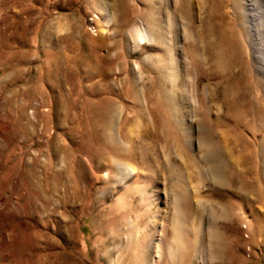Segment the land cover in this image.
Instances as JSON below:
<instances>
[{"label":"rangeland","instance_id":"obj_1","mask_svg":"<svg viewBox=\"0 0 264 264\" xmlns=\"http://www.w3.org/2000/svg\"><path fill=\"white\" fill-rule=\"evenodd\" d=\"M155 261L264 264V0H0V264Z\"/></svg>","mask_w":264,"mask_h":264},{"label":"bare ground","instance_id":"obj_2","mask_svg":"<svg viewBox=\"0 0 264 264\" xmlns=\"http://www.w3.org/2000/svg\"><path fill=\"white\" fill-rule=\"evenodd\" d=\"M139 35V34H138ZM138 38H139V40H142L143 38H144V36H142V35H139L138 36ZM237 43V42H236ZM238 49V48H237ZM235 52V51H234ZM239 54V53H238ZM114 127V126H113ZM112 128V127H111ZM201 148H203V146L205 147V148H203L202 150H204V149H206V151H204L205 152V154H206V158H213V160H214V158L215 159H217V160H215V161H218L217 163H215V164H217L218 165V163L219 164H223L224 163V161H222V159L219 161V159H218V157H217V151H218V149H217V146H216V144L215 143H212V142H205V141H203V143L201 144ZM219 146V145H218ZM215 164H213L212 166L210 165V172H211V175H212V180H213V182L214 183H216V184H225V179H224V177H222V174L221 175H219L218 174V170H220V169H218V168H216V166L217 165H215ZM226 164V163H225ZM219 167V166H218ZM116 170H117V172L115 171V173H116V175H113V176H116L117 177V179L119 180V181H121V182H125L127 179H129L130 177H131V175H135V170H134V166L130 163V162H128V161H124V160H122V161H118L117 163H116ZM220 172V171H219ZM115 178V177H114ZM211 179V178H210ZM118 183V182H117ZM136 183V182H135ZM138 183V182H137ZM137 185V184H136ZM245 185V184H244ZM31 186V185H30ZM129 186V185H128ZM134 186H135V184H134ZM127 187V189L125 190L126 192L125 193H127L128 194V197H129V199H130V201L131 200H133L134 199V192H135V188L136 187ZM143 187V186H142ZM141 187H139V185H138V187L136 188V190H138V189H140ZM36 191V190H35ZM32 192V191H31ZM34 192V191H33ZM181 192V193H180ZM184 194V195H183ZM179 195H183L184 197H185V195H186V192L185 191H180L179 190V192L177 193V199H178V197H179ZM32 196H34V195H32ZM37 196V195H36ZM180 199H181V197H180ZM119 202H120V200H119ZM122 202V201H121ZM174 203V202H173ZM172 203V204H173ZM119 204H121V203H119ZM133 204V203H132ZM175 204V203H174ZM140 205V204H139ZM119 209V208H118ZM130 211V210H129ZM135 213V212H134ZM138 213V212H137ZM137 213H135V217H139V213L137 214ZM145 213V212H144ZM175 216H177V214L175 215ZM133 217V216H132ZM128 218V217H127ZM181 219V218H180ZM133 220V219H132ZM124 221V220H123ZM126 221V220H125ZM128 223V222H127ZM136 224V223H135ZM124 225V224H123ZM128 225V224H127ZM132 225H133V223H131V220H130V224L127 226V227H131L132 228ZM138 227V226H137ZM175 227V226H174ZM124 228V227H123ZM125 229H127V228H125ZM124 229V230H125ZM115 230V229H114ZM130 230V229H129ZM133 230V229H132ZM164 230V229H163ZM169 230V229H168ZM162 231V230H161ZM165 231V230H164ZM167 231V230H166ZM165 231V232H166ZM112 232H114V231H112ZM121 233H122V231H120ZM120 232H118V233H120ZM126 232H128V230L126 231ZM126 232H124L123 231V233L125 234ZM130 232V231H129ZM117 233V234H118ZM122 233V234H123ZM135 233V232H134ZM141 233V232H140ZM142 233H143V231H142ZM123 234V235H124ZM127 234H129V233H127ZM126 234V235H127ZM137 234V233H136ZM165 234H167V233H165ZM113 235V234H112ZM131 235V234H130ZM141 235V234H140ZM139 235V236H140ZM165 236V235H164ZM130 237H132V236H130ZM130 237H128L129 238V240H128V245H133V241L135 240H131L130 239ZM134 237V236H133ZM135 237H137V236H135ZM150 238V237H149ZM137 239V238H136ZM164 239V238H163ZM163 239H161V240H163ZM181 239V238H180ZM126 240V239H125ZM144 240V239H143ZM161 240H160V242H161ZM182 240V239H181ZM145 242V244H146V249L145 250H143V256H146V253H149V243H148V241L145 239L144 240ZM173 242H175V241H173ZM143 243V242H142ZM159 243V242H158ZM181 243V242H180ZM195 243V242H194ZM194 243L192 242L191 243V246H189V248H188V253H191L192 252V250H193V248L195 247L194 246ZM161 244V243H160ZM172 245V244H171ZM196 245V244H195ZM125 246V245H124ZM134 248L132 247V249H131V251L132 250H134L135 249V243H134ZM129 247V246H128ZM161 248V247H160ZM186 248V247H185ZM128 250H130V249H128ZM128 250H126V251H128ZM158 250H159V247H158ZM161 252V251H160ZM194 252V251H193ZM134 254H135V256L137 255V251H135L134 250V253H133V255H129V254H127L126 256H127V258H130V257H134ZM140 255H142V254H140ZM163 255V254H162ZM193 255V254H192ZM162 257V256H161ZM164 258V257H163ZM141 259V258H140ZM145 259H147V257L146 258H144V260ZM164 260V259H163ZM172 261V260H171ZM156 262H158V261H155V263ZM159 263V262H158ZM152 264V263H151ZM157 264V263H156Z\"/></svg>","mask_w":264,"mask_h":264}]
</instances>
